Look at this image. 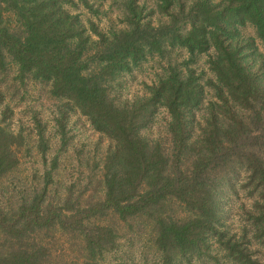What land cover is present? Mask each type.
I'll return each mask as SVG.
<instances>
[{
	"label": "trees",
	"instance_id": "obj_1",
	"mask_svg": "<svg viewBox=\"0 0 264 264\" xmlns=\"http://www.w3.org/2000/svg\"><path fill=\"white\" fill-rule=\"evenodd\" d=\"M79 2L88 1L0 0V74L15 64L16 78L49 82L63 102L60 123L77 109L113 141L103 164L105 195L73 209L54 206L42 191L0 212V264H51L45 237L58 228L78 232L84 264H98L117 244L116 229L98 222L109 212L154 220L165 264L204 257L264 264L254 249L264 243V54L242 32L254 27L264 46V0H155L151 11L122 0L124 27L111 32L88 28L67 8ZM180 50L187 56L168 60L147 95L112 96L118 76ZM202 54L209 75L195 66ZM160 108L171 117L170 151L142 133ZM37 135L45 156L43 128ZM25 144L23 132L0 126V178L18 166ZM237 189L249 202L233 231L223 197ZM174 203L185 215L169 211Z\"/></svg>",
	"mask_w": 264,
	"mask_h": 264
},
{
	"label": "rangeland",
	"instance_id": "obj_2",
	"mask_svg": "<svg viewBox=\"0 0 264 264\" xmlns=\"http://www.w3.org/2000/svg\"><path fill=\"white\" fill-rule=\"evenodd\" d=\"M68 5V9L80 15L83 23L92 24L102 32H111L124 27L125 10L122 0H87ZM151 11L155 0H139ZM157 20L156 16L152 17ZM245 37H254L259 50L264 46L252 26L242 29ZM94 38H96L94 36ZM187 52H173L168 58L151 57L129 73H123L109 84L112 96L118 102L133 100L148 94V86L163 75L172 60L181 62ZM208 55L202 54L195 64L199 71L211 74L207 64ZM17 67L11 65L8 73L0 74V126L26 135V144L18 149V166L0 178V212L10 213L21 203L29 201L37 192L46 191V199L54 206L78 209L104 198L103 164L113 141L104 133L94 129L89 119L79 110H69L61 118L63 102L52 95L49 82L27 77L16 78ZM169 112L160 108L153 122L143 129L144 136L159 140L170 151L172 146L168 124ZM43 128L47 149L41 152L37 130ZM50 174V177H48ZM227 191V190H226ZM245 191H227L223 197L225 222L233 231H239L243 204L249 199ZM169 211L178 216L185 215L181 206L174 203ZM111 225L117 231L115 246L104 251L98 264H165L155 243L157 230L154 220L147 216L121 220L113 212L98 220ZM45 237L52 250L51 264H84L86 252L83 238L78 232L55 229ZM257 256L264 262V243H255ZM176 264H231L225 258L182 259Z\"/></svg>",
	"mask_w": 264,
	"mask_h": 264
}]
</instances>
